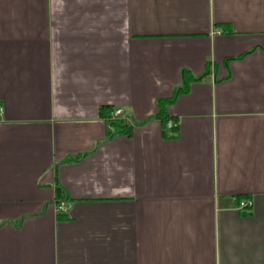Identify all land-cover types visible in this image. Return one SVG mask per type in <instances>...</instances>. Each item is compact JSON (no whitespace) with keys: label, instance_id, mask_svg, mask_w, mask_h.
Returning a JSON list of instances; mask_svg holds the SVG:
<instances>
[{"label":"crops","instance_id":"crops-1","mask_svg":"<svg viewBox=\"0 0 264 264\" xmlns=\"http://www.w3.org/2000/svg\"><path fill=\"white\" fill-rule=\"evenodd\" d=\"M0 107V264H264V0H0Z\"/></svg>","mask_w":264,"mask_h":264},{"label":"trees","instance_id":"trees-1","mask_svg":"<svg viewBox=\"0 0 264 264\" xmlns=\"http://www.w3.org/2000/svg\"><path fill=\"white\" fill-rule=\"evenodd\" d=\"M183 80L186 84V79H185V75L183 77ZM186 87H181L178 88L175 92V94L173 95V97L169 98V99H158L156 101V106H157V113L155 115V118L157 120H159V122L161 123L162 127L165 130L171 131V132H175L176 131V127H173L171 129H167V122L169 121V117L167 116L166 113V108L168 105H170L176 96H178L180 93L185 92ZM109 107L107 106H101L99 107V115L103 118H105V125H106V131H105V136L106 139H111L116 135H124L127 137L131 136V131L132 128L129 124H127L126 122H124L123 120H116V119H109L108 115H109ZM165 133V132H164ZM173 138V136H172ZM58 192L60 191V188H57Z\"/></svg>","mask_w":264,"mask_h":264},{"label":"built area","instance_id":"built-area-1","mask_svg":"<svg viewBox=\"0 0 264 264\" xmlns=\"http://www.w3.org/2000/svg\"><path fill=\"white\" fill-rule=\"evenodd\" d=\"M1 112H2V108L0 107V113ZM166 126H167V129H171V128L175 127V124L173 122H171V121H168ZM239 206L241 208L250 207L251 203L249 201L248 202L241 201V202H239ZM70 207H71L70 203L58 204L57 205V211L60 212V213H63V214H67V212L69 211Z\"/></svg>","mask_w":264,"mask_h":264}]
</instances>
